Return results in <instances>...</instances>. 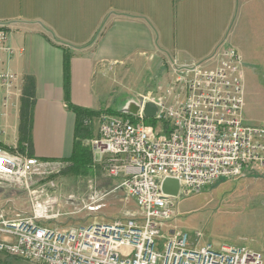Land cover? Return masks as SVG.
I'll return each instance as SVG.
<instances>
[{"label": "built area", "instance_id": "obj_1", "mask_svg": "<svg viewBox=\"0 0 264 264\" xmlns=\"http://www.w3.org/2000/svg\"><path fill=\"white\" fill-rule=\"evenodd\" d=\"M11 51L8 26L0 21V62ZM243 67L239 50L224 44L199 60H174L165 90L141 99L157 103L155 118L171 121L170 135L145 124L142 112L136 122L101 114L98 134L90 142L95 158L109 176L122 178L120 187L140 208L137 218L95 219L65 230L46 226L64 214L49 190L56 189L55 176L70 162L0 145V184L15 182L32 200L27 215L0 213V253L43 264H264L262 253L247 245H203L199 232L192 240L173 224L176 197L162 191L167 177L178 179L180 193L190 195L223 178L264 174V125L245 122ZM17 79L11 69H0L5 101ZM104 195H95L93 202Z\"/></svg>", "mask_w": 264, "mask_h": 264}, {"label": "crops", "instance_id": "obj_2", "mask_svg": "<svg viewBox=\"0 0 264 264\" xmlns=\"http://www.w3.org/2000/svg\"><path fill=\"white\" fill-rule=\"evenodd\" d=\"M0 21L8 26L12 50L3 53L0 69L18 75L10 99L0 92V145L10 152L64 160L72 155L77 115L65 96L67 58L70 102L102 109L99 94L109 85L104 77L116 67L162 74L158 93H141V100L168 86L163 71L174 60H199L221 44L231 45L244 60V119H255L246 94L264 64V0H0ZM27 78L33 80L34 108L30 146L22 147L20 107ZM121 182V177L107 180L119 188ZM5 184H0V213L14 217L21 199L5 198Z\"/></svg>", "mask_w": 264, "mask_h": 264}, {"label": "rangeland", "instance_id": "obj_3", "mask_svg": "<svg viewBox=\"0 0 264 264\" xmlns=\"http://www.w3.org/2000/svg\"><path fill=\"white\" fill-rule=\"evenodd\" d=\"M257 69V82L248 85L246 94V108L255 119L247 123L264 125V64ZM161 75L157 70L148 72L141 71L140 68L116 67L104 77L108 78L109 85L104 86L99 94L101 108L120 110L128 99H138L141 93L151 90L158 93L156 89ZM163 75L167 82L173 74L171 70L164 69ZM100 117L92 122L93 137L97 135ZM91 139L84 140V143L93 149ZM67 167L55 176L56 189L49 190L62 203L61 210L64 214L50 220L46 226L65 230L89 224L95 219L113 221L137 218L140 208L136 201L128 198L124 189L108 185L109 175L103 164L98 165L95 158L86 172H67ZM5 186V198H9L11 202L17 196L21 199V211H16L14 217L17 214L27 215L32 205L28 191L11 181H6ZM104 193L101 199L93 202L95 195L102 196ZM176 201L173 224L188 232L192 240L196 239L195 234L199 232V241L203 245L211 243L216 248L225 243L247 245L259 250L264 261V175L223 178L190 195L180 193ZM0 261L1 264H43L6 253H0Z\"/></svg>", "mask_w": 264, "mask_h": 264}, {"label": "trees", "instance_id": "obj_4", "mask_svg": "<svg viewBox=\"0 0 264 264\" xmlns=\"http://www.w3.org/2000/svg\"><path fill=\"white\" fill-rule=\"evenodd\" d=\"M68 56V55H67ZM66 68V99L69 101L70 107L74 110L77 115V123L75 127V141L72 155L67 158L70 162L66 171L78 174L79 172H86L94 162L93 150L89 145L84 143V140L91 139L93 133V120L100 117L103 113L123 115L130 117L133 121L137 120L136 115L124 113L120 110H109V109H91L80 105H75L70 102V87L68 81V58L65 65ZM33 108H34V88L33 80L27 78V84L23 88V94L21 97L20 107V125H19V146L24 144L30 146L31 142V130H32V119H33ZM144 123L147 125L154 126L158 134L164 133L170 135L172 131V123L170 120L149 118L144 116Z\"/></svg>", "mask_w": 264, "mask_h": 264}, {"label": "water", "instance_id": "obj_5", "mask_svg": "<svg viewBox=\"0 0 264 264\" xmlns=\"http://www.w3.org/2000/svg\"><path fill=\"white\" fill-rule=\"evenodd\" d=\"M121 111L124 113H129L137 115L140 112L144 116L149 118H155L159 107L157 103L153 100H138L135 98L128 99L121 107ZM162 191L165 194L178 197L180 193V182L178 179L167 177L162 181Z\"/></svg>", "mask_w": 264, "mask_h": 264}]
</instances>
